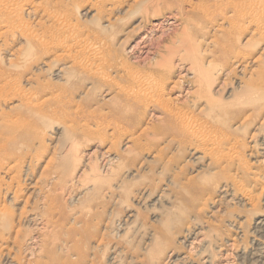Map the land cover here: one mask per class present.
Instances as JSON below:
<instances>
[{
	"label": "rangeland",
	"instance_id": "rangeland-1",
	"mask_svg": "<svg viewBox=\"0 0 264 264\" xmlns=\"http://www.w3.org/2000/svg\"><path fill=\"white\" fill-rule=\"evenodd\" d=\"M181 4L27 0L14 12L24 32L0 34V76L18 80L22 94L36 93L35 102H44L47 95L40 92L46 87L54 97L44 110L30 109L18 98L0 100V114L25 118L14 127H37L44 136L30 138L33 144L23 148L10 146L28 158L9 174L0 168L6 180L15 174L26 182L18 203L0 197V209L6 204L13 210L16 225L0 246V264H264L255 260L264 243V234L256 231L264 218V42L254 43L252 27L240 36L229 33L218 17L212 21L213 11L206 16L192 11L191 17L199 15L189 25L204 56L210 109L188 71L189 61L175 57L171 72L161 67L171 58L166 44H177L185 29L182 16L191 11ZM259 16L264 25V12ZM65 22L79 24L81 35H91L110 61L81 67L87 55L70 53L66 46L74 42L57 29ZM1 24L0 19L2 31ZM31 37L49 45L35 47ZM48 48L52 52H43ZM111 63L167 74L162 99L148 105L133 101L126 89L137 84L116 74ZM107 73L114 79L102 77ZM188 122L199 139L224 132L229 137L206 149L190 137ZM6 127L0 123V140ZM9 133L14 130L5 136ZM245 175L251 178L243 180L251 189L248 198L232 185ZM30 184L37 185L35 193ZM27 200L28 211L36 206L59 220L45 228L25 218L18 223ZM8 232L0 221V235Z\"/></svg>",
	"mask_w": 264,
	"mask_h": 264
},
{
	"label": "bare ground",
	"instance_id": "bare-ground-1",
	"mask_svg": "<svg viewBox=\"0 0 264 264\" xmlns=\"http://www.w3.org/2000/svg\"><path fill=\"white\" fill-rule=\"evenodd\" d=\"M23 1L26 2L27 0H0V3L3 6L2 8L4 9V10L0 11V13H1L0 19H1V22L3 23V24H1L3 30L2 31L0 30L1 31L0 34H3L8 30L24 32V24H23L24 22L23 23L19 22L21 20L16 21V19L13 20V16H14L13 14H15L14 12H16V14H19V11H21V2H23ZM107 1H110V0H107ZM177 1H181V3L183 5L188 4L191 11H190L189 15L187 14L185 17L182 16V14L184 15V13L181 11V13H182L181 14V16H182L181 20L185 21L184 22L185 24L182 23V24H184L185 29L182 31L181 34H179L177 36V44H173L172 46H168V44H166L167 49L169 50L168 53L171 55V58H169L168 60H165L163 63H161V67L164 70L171 72V70L173 68V63H174L173 60L175 59V57H178V60L182 61L183 63L189 61L191 63V66H190L188 71L190 74H193L192 76L196 79V82L198 83L199 91H201V98H205V104L210 109H213L212 101H211L212 98L210 97L209 90L207 89V87H209L208 86L209 82L207 83V81H206L207 68H205V66H204V56H202L201 53H199L200 50H198V46L196 44L197 39L195 38L194 34L192 33L191 25H189L191 18H194V20H195L196 17H198L199 15L195 16V17H191L190 14L192 13V11H194V13H196V15L198 13V14H201V15L203 14L206 16L213 11L214 12L213 14L215 15V17H213V18L210 17V19H212V21L214 18L218 17L219 20L221 21V23L227 26V31L229 33H238L240 36L243 35L245 29L252 27V28H254V35L257 38V40L254 43L260 44L261 42H264V25H261L260 19H262V18H261V16H259L261 14V12H264V0H218V1H215L214 3H211L210 0H177ZM104 3H106V2H104ZM173 4H174V2H173ZM148 7L149 6H147V8H145L146 12L147 11L150 12L149 11L150 8H148ZM170 8H172V6ZM47 13H48V17L55 16L51 11H47ZM151 15H153V14H151ZM151 15H149V17ZM161 16H163V15H161ZM186 17H188V18H186ZM144 19H145V17H144ZM219 20H218V22H219ZM76 22L78 23L79 20L77 19ZM77 23L75 24V22H74V24H73L70 22L69 25L66 24V22H65V24L60 23L57 25V29L65 32L68 39L72 40L74 42L73 44L71 42H69L70 44H67V46H66V48L68 49V51L70 53H71V50L73 49L75 52L74 53L75 55H78V53H83V56H84V53H85V55H87L86 57L85 56L81 57V60L83 59V61H82L83 63H81L80 66L82 65L85 68L91 69L96 64H98V62L100 64V63H103L106 61H110L108 54L106 52V49H104V47L101 46L100 44L93 41L91 35L89 36V35L85 34V36H82L81 35L82 30L80 28V25ZM179 24H180V22H179ZM26 27H28V26H26ZM31 30H32V28H31ZM157 30L159 31V29H157ZM33 32L34 31H32V34H33ZM29 36H30V34H29ZM31 38H33V37H31ZM143 38L145 39V37H143ZM31 41L35 44V47H38V48H44L45 49V48H47L46 46L49 45V43H47V44H45L46 46H44L45 39H43V37L33 38ZM144 44H142V45H144ZM153 45H152V47H153ZM141 47L143 48V46H141ZM219 47L221 48V50H225L227 48V45L220 44ZM77 48H80V49H77ZM158 48H160V47H158ZM32 50L33 49H31V51ZM165 51H167V50H165ZM43 52H45L47 54V53L52 52V51H50V48H48L47 50H43ZM202 52H203V50H202ZM207 52H209V51H207ZM81 60H79V62H81ZM111 64L113 66L112 69H114L116 74L123 73L131 81H133L137 84L133 88L126 89V91H128V93L130 94V97L133 101H135L137 103H142L144 105H148L150 103L159 101V99L160 100L162 99V98H160L163 95V88L162 87L164 84V80H162V79H164L167 74L161 75V74H159L160 72L157 69H153V70L146 71V72L136 71V70L127 68L126 67L127 64H126V66L125 65L121 66L124 68L120 69V67L117 66L116 64H114V65H113V63H111ZM102 77L107 78V79H111V78L114 79V76L110 73L104 74ZM155 80L159 81V82L161 81V82L156 84V82L154 83ZM112 81L113 80H110L109 82H112ZM41 86L43 87L44 85L41 84ZM253 88H254V86H251V87L249 86V89H253ZM0 89H5L1 94L0 100L3 99L4 101H12V100L18 98L22 102L27 104L28 108L36 109V110H44V106H45L44 102L47 103L48 101H50L54 97L53 96V90H51L49 87H46V88L42 89L40 92V93H44L45 95H47L44 99V102H42V103L41 102H35V94L36 93L33 92L30 95H26L25 93L22 94V89L19 86V81L16 79L15 80H12V79L7 80V78L4 77L3 75L0 76ZM47 89H49V90H47ZM119 89H121V87H119L118 90ZM123 91H125V90H123ZM180 116H182V118H183L182 114H180ZM190 117H192V116H190ZM188 121H190V120H188ZM17 122H20L23 124L25 122V118L21 117L19 115L15 116L10 111L3 112L2 114H0V123L5 124L7 126H10V127H6V130H4L2 132V138L0 140V168L6 167L5 173H7V174H9L10 171L13 170V168L18 167L21 162L24 163L26 161V158H28L27 157L28 154L26 152L25 153L24 152L21 153L20 151L19 152H13L11 150L10 146L17 145V146L23 148L25 146L30 145V143L33 144L32 142L29 143L30 138H36L39 141H41L42 138H44V136L41 135V132L39 131V129L37 127H24L23 129H21V131H19V129L21 127H18V128L14 127V124ZM193 123L194 122L192 120L191 124H193ZM198 123L200 124V122H198ZM191 124L189 126L192 128V131L189 133L190 137L197 138L198 140H200V143H201L200 145H203V147H205V148L207 147V145H210V143L215 146L220 141L228 139V137H229V135L224 132L223 134H221L219 136H217V134H216L215 138L210 139L209 137H205L203 139H201V138L199 139V136H198L199 133L197 134L198 130H194L193 127L191 126ZM196 125H197V123H196ZM187 126L188 125H186V127ZM194 128H195V126H194ZM204 128H206V127L204 126ZM235 128H237V127L235 126ZM11 129L14 130V134L9 133L5 136V131L9 132V131H11ZM197 129H199V128H197ZM200 135H201V133H200ZM209 135H210V132H209ZM198 145H199V143H198ZM214 146H212V147H214ZM230 148H231V146H230ZM230 148H229V150L231 151ZM206 149H208V148H206ZM210 150H212V149H210ZM41 151H42V149H41ZM229 154H231V153H229ZM235 155H238V154H235ZM221 156L219 155L218 157H221ZM234 156L231 154L228 157L231 158ZM234 158H236V156ZM9 162H12V163L10 166H7L9 164ZM237 167H238V165H237ZM245 179H246V181H249L251 178H249V176L245 175V177L243 179H234L232 185L238 188L239 194L241 195V197H245V198L247 197L248 198L250 193H251L250 192L251 189L247 185H245V181H243ZM0 180H2L1 182L3 183L2 186L0 184V197L2 194H3V197H6V196L10 197L9 198L10 203H11V201H14V203H15V202L19 201L20 199H22L21 198L23 195L22 191L25 188L26 182L21 178V176H15V174H14V177L12 175V177H10L9 181L6 180L5 177L0 176ZM225 186H227V185H225ZM30 189L32 190V192L35 193L36 189H37V185L36 186L31 185ZM44 200L42 202V205H45V203H46V201L44 202ZM26 204H29V200H27L25 203L24 209L21 212V216H19L18 223L22 219L25 218L30 223L31 222L34 223L35 226L43 225V227L45 228L49 224H51L52 222H56L59 220V218H57L55 220V213L54 212H44V213L39 212V209H37L36 206L32 207V210L28 211L29 209L26 208ZM3 208L4 209H0V221L3 224H5L6 227H8L9 232H8L7 237H5L4 235H0V240L2 242L0 244V246H4L3 244H6V242L11 238V233H12L13 229H15V227H16L15 219H14V217H15L14 211L10 210L9 207L6 206V204H4ZM24 221H26V220H24ZM256 223L258 224V228L256 227L257 228L256 231H258V233L260 232V235H261L260 237H263V234H264V218L259 219V221ZM30 231L32 232V230H30ZM252 241H253V239H252ZM258 255H259V259L257 258L255 260H257L259 263L260 261L264 260V243L263 242H262V244L259 245Z\"/></svg>",
	"mask_w": 264,
	"mask_h": 264
}]
</instances>
